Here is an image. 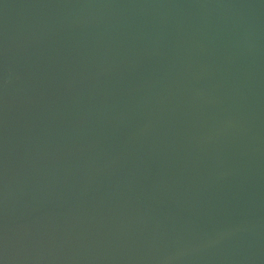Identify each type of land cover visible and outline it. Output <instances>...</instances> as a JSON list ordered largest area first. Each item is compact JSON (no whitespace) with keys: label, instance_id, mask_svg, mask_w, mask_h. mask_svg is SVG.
Here are the masks:
<instances>
[{"label":"water","instance_id":"water-1","mask_svg":"<svg viewBox=\"0 0 264 264\" xmlns=\"http://www.w3.org/2000/svg\"><path fill=\"white\" fill-rule=\"evenodd\" d=\"M0 264H264V0H0Z\"/></svg>","mask_w":264,"mask_h":264}]
</instances>
